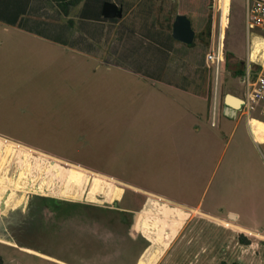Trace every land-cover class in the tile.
I'll use <instances>...</instances> for the list:
<instances>
[{
	"label": "crops",
	"instance_id": "0c3cea01",
	"mask_svg": "<svg viewBox=\"0 0 264 264\" xmlns=\"http://www.w3.org/2000/svg\"><path fill=\"white\" fill-rule=\"evenodd\" d=\"M106 2L120 6L123 16L105 18L103 7ZM169 2L172 4L173 0H82L70 6L65 15L51 0H0V72L11 70V58L17 53L22 57L17 59L14 72L42 73L35 80H26L27 84L52 85L71 80L75 72L83 71L88 73L84 83V103L87 106L100 105L95 115L86 112L78 114L74 110L70 113H51L48 117L43 111L41 113V104L37 110V116L40 115L37 120L39 126L48 124L47 129H41L47 134L40 132V136L34 138L17 132L24 133L25 129L0 126V135L10 139L13 137V140L16 135H21L27 140L18 142L40 145V151H52L50 155L60 159L64 156L58 152L69 153L66 156L69 162L115 179L123 187L124 193L113 211L120 215L119 225L111 226L109 230L118 238L114 245L117 255L112 259H120L123 264L124 261L139 264L150 244L137 230L138 221L135 224L127 223L125 216L134 217L144 207L146 200L153 198L181 208L188 214L194 213L238 236L235 243L226 246L225 241L221 242L219 233L212 229L211 237L208 236L206 241L212 243V251L217 250L216 255H160L154 264H166L167 259L171 263L178 260L179 264H253L247 257L257 253L251 252L253 243L244 244L239 240V234L246 233L224 224L227 222L241 229L263 233L249 224L239 212L228 210L225 213L222 209L225 198L247 199L246 192L250 187L249 170L239 152L232 154L224 163L235 131L226 142L209 180L208 185L212 182L213 188L210 204L203 201L208 193L207 188L196 205L187 199L186 194L192 189L190 185L197 181L201 170L190 166L192 156L197 159V152L203 153L205 148L214 149L232 120L237 119L239 123L243 119L227 117L225 105L220 110L213 76L206 67L204 52L196 44L193 19L184 7L188 1L178 4V11L171 21L165 11V15L161 14V8L166 10ZM178 15H185L191 21L195 31L191 45L173 38V25ZM107 82L119 89L115 96H108ZM94 94L96 97L92 99ZM5 99L0 96V100ZM108 106L114 109L112 113L107 112ZM109 114L116 122L117 143L120 139L121 144L124 143L129 136L133 141L134 137L146 136L147 143L142 144L144 147L135 148L129 144L134 148L126 151H141L145 155L143 168L147 169L133 170L132 166L127 173L113 172L108 155L101 153L99 159L95 146L106 144L109 136L113 138V133H109L104 123L105 116ZM46 118L48 120H44ZM253 121L264 123V118L254 116L250 124L246 121L253 142L262 145L264 134H255ZM93 123L99 124V127H91ZM54 138H57L56 143L53 142ZM128 193L134 196L135 204H124ZM191 222L192 219L185 221L171 244L176 238L181 237L182 240L192 232L188 231ZM199 240L198 235L191 237L187 247ZM0 243L57 264H70L16 243L3 240ZM2 258L5 264H10ZM262 260L260 264L264 263Z\"/></svg>",
	"mask_w": 264,
	"mask_h": 264
},
{
	"label": "rangeland",
	"instance_id": "374dc122",
	"mask_svg": "<svg viewBox=\"0 0 264 264\" xmlns=\"http://www.w3.org/2000/svg\"><path fill=\"white\" fill-rule=\"evenodd\" d=\"M187 1L188 5L184 7L193 19L197 34L196 44L204 52L206 67L213 76L220 110H222L227 95L244 97L245 87L241 82L243 73L240 71L244 72L249 63V50L254 61L263 60L264 39L253 35L249 45L250 39L246 29V0ZM184 2L185 0H173L172 4L169 2L166 4V10L161 8V14L165 15V11L170 21L173 20L179 8L178 4H184ZM218 47H221L223 59L217 68L208 60V57L213 49ZM21 57L22 55L18 53L13 54L11 70L0 72V96L6 97L5 100H0V126L25 129L24 133L17 132L37 138L40 132L47 134L41 129L48 127V124L39 126L40 122L37 120L40 117V115L37 116L39 113L37 110L41 104L43 105L41 113L43 111L48 117L51 113H70L74 110L78 114L86 112L95 115L94 113L99 112V104L87 106L84 103V83L88 79V73L77 71L71 80L59 81L52 85L45 83L40 86L34 82L27 84L26 80H35L42 73L14 72L17 59ZM92 80H96V77ZM106 85L109 86L108 96H115V92L119 90L117 86L108 82ZM94 97L96 94L92 95V99ZM113 111L114 109L108 106L107 112ZM109 116L112 115L105 116L104 123L109 133H113V138L109 136L105 140L106 144L95 146L99 159L101 153L108 155L113 172L127 173V169H131L132 166H134L133 170L147 169L143 168L145 155L141 151L140 153L126 151L129 148L144 147L142 144L147 143L146 136L134 137L137 141L135 139L133 141L129 136L124 143L121 144V139L117 143L116 122ZM255 117L258 115L256 114ZM252 124L256 135L264 134V123L253 121ZM91 125V127H99V124ZM233 131H235L234 140L230 143L224 163L226 164L232 154L239 152L245 158L246 168L249 170L250 187L247 188L249 190L246 192L247 199L225 198L222 209L225 213L228 210L239 212L249 224L259 228L263 233L241 229L227 222L224 224L246 233L239 234V240L243 243L241 235H244L250 243H253L251 252L257 253L247 257L253 264H260L259 262L264 258V239H262L264 235V144L256 145L253 142L245 120L239 123L237 119L232 120L225 133L221 134L220 142L214 149L205 148L206 151L204 150L203 153L197 152V159L196 156H192L190 166L201 170L197 181L190 185L192 189L186 195L189 202L196 205L207 188L208 193L203 197V201L206 200L207 204H210L213 188L212 182L209 185L208 183ZM21 135L15 136L17 141L13 140V137L10 139L11 137L0 135V218H2L0 235L7 237L5 235L7 227L8 231L13 232V240L18 245L43 252L70 264H123L120 259L119 261L112 259L117 255L114 245L118 238L115 237L114 232L109 231L111 226L119 225L120 215L113 211L117 209L116 202L124 193L123 187L118 185L115 179L73 164V161H71L73 163L69 162L70 160L66 158L69 153L58 152L64 156L63 160L50 155L52 151H40L41 149H38L41 148L40 145L30 142L26 145L25 142V144L21 143L22 141L18 142V140H27ZM54 139L53 142L56 143L57 138ZM129 144H133L134 147ZM48 149L51 147L48 146ZM100 150L104 151L99 153ZM58 153L54 152V154ZM134 199V196L128 193L124 204H135ZM16 209L19 210L10 216V213ZM125 218H128L127 223L130 224L138 221L137 230L148 239L150 244L139 264H154L160 255L194 256L198 253L200 257L216 255L217 250L212 251V243L209 244L206 241L208 236L211 237L212 229L215 233H219L221 242L225 241L226 246L238 240L237 233L214 226L195 216L194 213L188 214L181 208L153 198L146 200L144 207L134 217L125 216ZM190 219L192 222L188 231L192 232L182 240H180L181 237L176 238L171 244L170 242L180 232L185 221ZM14 220L18 221L16 228L13 226ZM197 235L200 240L187 247L188 239ZM27 251L33 253L30 250ZM260 252H262L261 255H259ZM1 256L10 264H57L0 243ZM170 261L167 259L166 264H179L178 260L177 262L173 260V263ZM124 262V264H132L131 261ZM261 264L264 263L261 262Z\"/></svg>",
	"mask_w": 264,
	"mask_h": 264
},
{
	"label": "built area",
	"instance_id": "2783aa9c",
	"mask_svg": "<svg viewBox=\"0 0 264 264\" xmlns=\"http://www.w3.org/2000/svg\"><path fill=\"white\" fill-rule=\"evenodd\" d=\"M246 29L249 35V45L253 35L264 39V0H246ZM221 47L213 49L208 60L217 66L222 62ZM241 82L245 87L242 105L237 113V118L249 124L257 114L264 118V58L261 62L252 59L249 50V63L246 66Z\"/></svg>",
	"mask_w": 264,
	"mask_h": 264
},
{
	"label": "water",
	"instance_id": "95a60500",
	"mask_svg": "<svg viewBox=\"0 0 264 264\" xmlns=\"http://www.w3.org/2000/svg\"><path fill=\"white\" fill-rule=\"evenodd\" d=\"M103 16L107 19L121 18L123 16V9L114 2H106L103 7ZM173 38L187 45H191L194 42L195 31L193 30L191 21L187 16L178 15L176 17V20L173 25ZM230 101H234L235 103H237V105H239V107L232 105ZM241 105H242V100L239 97L233 95H227L225 98V106H226L225 115L230 118H236L238 110L240 109ZM18 210L19 209H16L12 213H10V216ZM0 220H2V218H0ZM17 223L18 221H15L13 223V226L15 228L17 226ZM8 229L9 228L7 227L5 228L6 230L5 235H7V237L5 238V236L2 237V235H0V240L15 244L16 242L13 240L14 237L13 232H11V230L8 231ZM20 247H25V246H20Z\"/></svg>",
	"mask_w": 264,
	"mask_h": 264
},
{
	"label": "trees",
	"instance_id": "16d2710c",
	"mask_svg": "<svg viewBox=\"0 0 264 264\" xmlns=\"http://www.w3.org/2000/svg\"><path fill=\"white\" fill-rule=\"evenodd\" d=\"M53 1L55 4H57V6L60 8V10L67 15L69 12V8L70 6H74L79 4L82 0H51ZM243 73V71H240ZM262 239H264V235L262 236ZM241 241L244 244H250V241L248 239H246L245 237H241ZM0 264H4L3 258L0 257Z\"/></svg>",
	"mask_w": 264,
	"mask_h": 264
},
{
	"label": "bare ground",
	"instance_id": "6f19581e",
	"mask_svg": "<svg viewBox=\"0 0 264 264\" xmlns=\"http://www.w3.org/2000/svg\"><path fill=\"white\" fill-rule=\"evenodd\" d=\"M232 105L239 107V105H237V103H235L234 101H230Z\"/></svg>",
	"mask_w": 264,
	"mask_h": 264
}]
</instances>
